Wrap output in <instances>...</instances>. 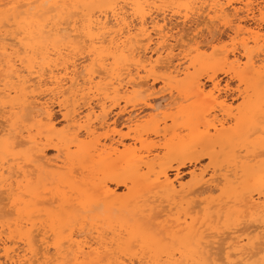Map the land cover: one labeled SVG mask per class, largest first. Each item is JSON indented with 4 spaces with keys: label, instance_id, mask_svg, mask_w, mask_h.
<instances>
[{
    "label": "snow or ice",
    "instance_id": "obj_1",
    "mask_svg": "<svg viewBox=\"0 0 264 264\" xmlns=\"http://www.w3.org/2000/svg\"><path fill=\"white\" fill-rule=\"evenodd\" d=\"M129 107L206 167L110 204ZM0 264H264V0H0Z\"/></svg>",
    "mask_w": 264,
    "mask_h": 264
},
{
    "label": "bare ground",
    "instance_id": "obj_2",
    "mask_svg": "<svg viewBox=\"0 0 264 264\" xmlns=\"http://www.w3.org/2000/svg\"><path fill=\"white\" fill-rule=\"evenodd\" d=\"M133 113L132 107H129L126 114L114 113L112 119L105 125V131L108 127L113 130L111 135L101 136L97 133L98 143L93 148H98V151L91 154L84 165L87 173L82 179L105 191L109 196L116 193L119 188L125 190L122 195L116 193L110 199V204H123L141 191L153 187L161 173L164 175V186L169 182L179 186L188 183L181 182L179 177L181 169L193 167V170L189 171L191 180L194 179V173H199L204 168L199 166L206 160L204 148L197 151L194 147H185L186 141L182 131L176 133L174 138H169L167 147L157 144L156 141L163 138L155 137V127H145L144 135L141 137L136 131L138 121L133 118ZM138 116L142 117L143 113H139ZM119 118L124 119L119 122ZM123 129L126 131L123 132ZM150 136L153 137L152 140L148 138ZM76 162L79 164L82 160L77 158ZM150 175L153 177L152 181L148 179ZM105 185L107 189L104 188ZM149 195L159 205L160 198L154 193Z\"/></svg>",
    "mask_w": 264,
    "mask_h": 264
},
{
    "label": "rangeland",
    "instance_id": "obj_3",
    "mask_svg": "<svg viewBox=\"0 0 264 264\" xmlns=\"http://www.w3.org/2000/svg\"><path fill=\"white\" fill-rule=\"evenodd\" d=\"M154 99H159L158 97H155ZM114 111V113L116 112V110H113ZM114 113L113 114H111V116H113L114 115ZM120 120H119V122H122V120L124 119H121V118H119ZM217 123H221V121H219V120H217ZM124 131L123 132H125L126 131V129H123ZM99 133V132H98ZM100 134V133H99ZM152 140V139H151ZM49 151H52L51 149L49 150ZM199 166H202V167H205L206 166V164H205V160L204 161H202L201 163H200V165ZM199 166H197V167H199ZM191 170H193V167L191 166H187L186 168H184V169H181L180 171H181V173H180V175H179V177H180V180H181V182L182 183H186V182H188L189 180H190V175H189V171H191ZM172 174H174L173 172H171ZM125 192V190L123 189V188H119L118 189V191L116 192L118 195L119 194H121L122 195V193H124Z\"/></svg>",
    "mask_w": 264,
    "mask_h": 264
}]
</instances>
